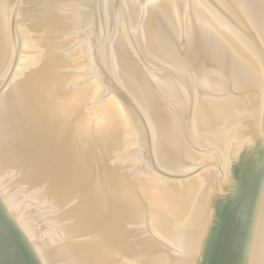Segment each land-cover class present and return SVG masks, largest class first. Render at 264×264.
Instances as JSON below:
<instances>
[{
    "label": "water",
    "instance_id": "water-1",
    "mask_svg": "<svg viewBox=\"0 0 264 264\" xmlns=\"http://www.w3.org/2000/svg\"><path fill=\"white\" fill-rule=\"evenodd\" d=\"M0 264H264V0H0Z\"/></svg>",
    "mask_w": 264,
    "mask_h": 264
}]
</instances>
